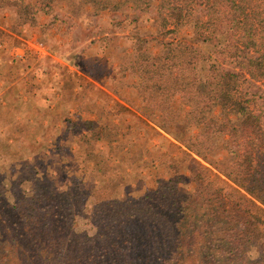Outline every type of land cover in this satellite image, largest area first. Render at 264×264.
Returning <instances> with one entry per match:
<instances>
[{"label": "rangeland", "instance_id": "rangeland-1", "mask_svg": "<svg viewBox=\"0 0 264 264\" xmlns=\"http://www.w3.org/2000/svg\"><path fill=\"white\" fill-rule=\"evenodd\" d=\"M2 8L11 16L2 23L6 28L0 27V78L14 83L15 101L41 96L45 105L30 108L25 100L15 104L12 117L1 105L0 198L12 205L20 197L62 195L73 217L65 248L81 250L98 233L100 213L112 212L111 206L139 209L144 198L171 186L194 194L198 211L214 206L220 194L233 196L236 187L221 173L238 166L239 139L229 130L195 141L205 159L186 149L204 133L203 126L192 119L189 72L169 66L167 56L169 42L196 46L202 7L185 2L180 16L159 0L145 10L130 0H0ZM91 48L94 66H102L105 76L92 68L93 77L109 78L104 90L81 75ZM180 51L181 63L188 53ZM196 76L204 80L205 70ZM198 90L205 91L193 89ZM240 90L253 97L251 108L264 122V80L245 77ZM99 96L110 100L104 109L105 101L93 103ZM67 106L72 111L64 110ZM30 115L35 116L27 119ZM202 115L222 117L214 107ZM230 118L234 125L235 117ZM255 167V178L264 180V154ZM247 218L254 221L256 214ZM249 227L238 224L243 232ZM259 229L247 250L252 260L264 251V226Z\"/></svg>", "mask_w": 264, "mask_h": 264}, {"label": "trees", "instance_id": "trees-1", "mask_svg": "<svg viewBox=\"0 0 264 264\" xmlns=\"http://www.w3.org/2000/svg\"><path fill=\"white\" fill-rule=\"evenodd\" d=\"M130 1L138 10L152 2ZM159 1L174 15L180 16L188 1L204 10L195 22L196 46L169 42L167 56L169 66L189 72L192 119L203 126L204 133L186 149L205 159L195 141L229 130L239 139L243 152L238 166L221 173L236 187L233 196L220 194L214 206L198 211L194 194L171 186L160 196L144 198L139 209L111 206L112 212L100 213L98 233L81 250L65 248L73 217L62 195L46 200L20 197L12 205L0 198V264H264V251L256 260L247 251L261 232L259 225L264 226V185L254 173L257 157L264 154V122L251 108L253 97L240 90L245 77L264 80V0ZM181 49L188 55L180 63ZM201 67L204 80L196 76ZM198 86L204 93L193 91ZM194 105L202 110L197 112ZM213 107L221 118L201 116ZM230 117H235L234 125ZM74 200L79 203L78 195ZM250 212L256 214L254 221L247 218ZM240 222L250 225L248 231L238 228Z\"/></svg>", "mask_w": 264, "mask_h": 264}, {"label": "crops", "instance_id": "crops-1", "mask_svg": "<svg viewBox=\"0 0 264 264\" xmlns=\"http://www.w3.org/2000/svg\"><path fill=\"white\" fill-rule=\"evenodd\" d=\"M4 10L5 9L2 8V11H0V27L2 29L6 28L5 27V24L8 23V18H10V16H11L10 14H9V17L8 16H4V14H3V11ZM41 20L42 21L40 23L43 25V22H45V18L43 17ZM76 22H78V21H76ZM2 23H5V24H2ZM93 50L94 49L91 48L90 51H89V53L87 52L85 54V56H84V58L86 57L85 63H87V67H86V71H85L86 73L85 74H81V75H83L87 80H89L90 82H92L94 84L93 86L100 87L102 90H104V87H106L109 84V78L108 77L107 78H104L105 76L102 75V68H103L102 66H100V65L94 66L93 59L95 58V54L93 53ZM107 55H110V51H108V50H106V56ZM97 61L100 62V59H97ZM89 63H90V65H89ZM92 68L93 69L96 68L95 69V72L96 73H100L104 77H100V78L93 77ZM13 84L14 83L9 84L7 81H4V80H2L0 78V89H3L1 91L2 94L0 93V108H1V105H3V106L6 107V115L7 116H11V117L14 116V113H15L14 112L15 104H21V102L22 103H25V100L27 101V103H25V104H28V106L30 108L37 107V108L41 109V107H42L41 104L45 105L41 96H38V97L33 98L32 99L33 101H30L26 97H22V98L21 97H18V99H21L23 101H21V100H16L15 101L14 100V97L16 96L15 93H14L15 86ZM106 92L109 94L108 91H106ZM57 100H58L59 103L60 102H63L65 104H69V103H72L73 102V101H67V99L66 100L56 99V102H57ZM104 101H105L106 104L103 105ZM33 102H35V103H33ZM93 103H96L98 106L100 104L103 105L102 108L104 109L105 107H107L109 105L110 100H109L108 97H107V99H105L104 96H102V97L99 96V97H97L96 99L93 100ZM121 103H123V102L121 101ZM64 110H67V112L72 111V107H70V106L68 107L67 106ZM38 114H41L42 115V113H39V112H38ZM34 116L35 115H33V116L30 115L29 117H27V119L34 118ZM45 116H47V115L46 114L45 115L43 114V117L45 118V120H48L49 118L48 117L46 118Z\"/></svg>", "mask_w": 264, "mask_h": 264}]
</instances>
